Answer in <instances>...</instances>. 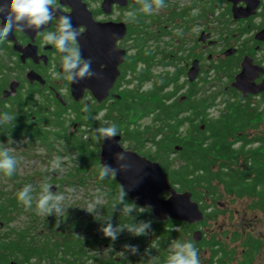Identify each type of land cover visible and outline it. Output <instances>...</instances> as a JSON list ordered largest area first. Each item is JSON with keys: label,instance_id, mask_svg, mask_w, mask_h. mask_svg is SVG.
<instances>
[{"label": "flooded vegetation", "instance_id": "af4514ba", "mask_svg": "<svg viewBox=\"0 0 264 264\" xmlns=\"http://www.w3.org/2000/svg\"><path fill=\"white\" fill-rule=\"evenodd\" d=\"M164 3L165 7L159 11L151 15L138 12L135 21L126 22L125 13L140 7L136 0H57L60 7L57 16L59 14L70 15L73 27L82 28V34L88 31L89 24H92V22L100 25H110L116 30L113 37L116 38L117 48L125 52V62L120 66V77L111 90L110 97L106 100L107 106L113 100H121L120 93L123 95L124 92L123 84L125 90L130 88L131 85L128 86L126 81L133 77V72L137 68L135 65L139 60L153 62V65L150 66V71L153 72V80L157 77L162 78V76L156 75L157 71L155 69L158 66L163 67L166 64L175 71L178 70L179 77L183 79L185 86L178 87L174 83H168L166 89H170L169 91L174 95L170 103L176 101L174 100L175 96L183 93L179 92L180 88L181 91L187 88L184 92L190 89L191 91L188 96L179 97L177 99L178 103L186 102L189 97L199 98L200 89L197 88L199 81L206 78V76L203 77L204 75H209L208 72H205L204 60H207L206 63L209 64L212 73L217 71L219 75L225 76L224 78L230 82L223 90H220V95L228 97L230 94L234 95L235 90L244 98L250 97V102L254 98L264 99V92L257 95L248 94L245 97L241 91L232 86L237 75L241 73L243 62L247 58L252 60V69H256V71L252 70L251 76L255 79L251 80L250 83L256 87L264 83V0H164ZM54 24L55 20L49 22L42 31L53 30ZM13 36L14 41L6 39L3 43H0V115L9 113L15 117L11 123L0 127V146L24 140H30L32 143L39 142L42 106L46 107L49 113L53 112L49 108L59 112H67L63 114L67 130L65 140L69 138L68 136H77L78 133L87 131L86 129L90 131L95 129L96 122L94 123V119L96 117L92 120L93 125L84 124L82 120L76 121L72 125V120L67 118L73 113L71 107L76 102L71 95V83L66 80H54L49 75V70L54 63L57 64V69H59V53L51 45L41 46L42 37L39 33L35 35L34 39L23 31H13ZM79 42L78 40L77 46L80 48ZM28 45L33 47L31 51L29 50L30 52L26 53L17 51L15 48L17 46L25 51ZM195 61L199 63L200 73L194 82H190L188 74ZM129 64V74L124 81H121ZM143 67L145 69L149 68L146 63H139L138 68ZM33 72L40 79L35 78ZM170 78L173 79V77ZM176 87L177 91H175ZM64 91L66 94H64ZM166 92L164 91V93ZM89 95L92 96V93L87 90L83 100L76 103H83ZM117 96H120V99ZM91 101L92 103H98L93 96ZM224 107L225 110L223 111L225 112L227 107L225 105ZM192 114L193 108L182 109L180 114V119L185 120L184 124L187 126V130L191 128L192 123L199 122V119L192 121ZM150 117L154 119L153 115H150L145 116L142 121ZM209 117L211 116L209 115ZM89 134L85 133L83 138ZM119 134L123 139V133ZM118 187L120 188L119 184ZM162 197L167 198L168 195ZM203 213L205 220V214L211 212L207 210ZM204 220L195 224L176 220L165 222L176 221L181 223L182 226L172 228L175 231H183L185 228H189L190 233L193 232L192 240L197 244V246H194L197 249L203 247L204 251L210 252L209 259L200 262V264H244L249 250L247 240L243 241L245 248L242 249L241 255L240 253L236 254L235 251L224 254L223 245L217 242V239L212 241L210 239L212 236H210L205 242V237H202L203 233L199 229L204 225ZM0 225L2 226L3 223L0 222ZM197 232L202 233L199 234V241L194 239ZM126 237H129V234ZM139 238L141 237H134L133 240L129 239L130 242L127 241L125 245L138 246V255L142 259L137 258L136 255L131 256L125 250H123L125 255L114 257L116 249H119L117 246L114 253H111L109 258L104 259V257L91 255L93 251H89L95 245L92 244L85 247L87 253L81 257L78 264H89L92 260L96 264H157V262L165 264L168 246H165L166 249L161 248L155 252L152 250V253L149 246L151 243H147L145 238L143 242L142 240L140 242ZM124 239L125 237L119 240ZM184 239L183 242H185ZM190 241L189 239L188 242ZM203 243H206L205 246L202 245ZM109 244L106 242L104 246L108 247ZM158 246L161 247L159 243ZM205 247L208 248L205 249ZM146 249L149 250L148 255H145ZM226 259H229V261L227 262ZM12 263L23 264L19 262L18 257L10 258L7 251L0 248V264Z\"/></svg>", "mask_w": 264, "mask_h": 264}, {"label": "trees", "instance_id": "16d2710c", "mask_svg": "<svg viewBox=\"0 0 264 264\" xmlns=\"http://www.w3.org/2000/svg\"><path fill=\"white\" fill-rule=\"evenodd\" d=\"M139 63H146L149 68L139 69ZM130 64L125 69V76L121 81H124L129 74ZM152 65L151 61L139 60L135 65L137 68L133 72V77L126 81L127 85H133V88H127L123 95L120 94L121 100H113L110 103L111 106H107V101L102 104L92 103L89 106L82 105V102H74L71 108L77 120H82V123L87 125H93L92 120L105 111L107 115L105 119L118 126L119 133H123L127 141L136 145L137 149L135 150L143 149L149 142L156 149V153L151 156L138 151L141 155L155 161L161 154L168 157L177 154L179 159L177 166L172 168L161 166L172 185L179 192H190L196 202H200L204 199L203 197L207 196L211 201L210 205H214L221 196L219 191V187H221L227 194L234 195L235 198L254 199L252 208L264 212V133L255 137H250L246 133L249 128L258 129L260 127L264 116V109H262L264 100L251 103L250 97L244 98L234 90V95L222 96V103L227 107V110L223 111L218 118H211L208 111L215 105L218 94L198 99L189 97L186 102L178 103L176 100L170 103L174 95L170 91L164 93L158 80L164 84L168 80L169 84L174 83L176 86L177 82L168 76L157 77L153 80V72L150 71ZM147 83H151L152 86L146 91H141ZM175 89L177 90V87ZM85 108L88 111H84ZM190 108H193L192 121L199 119V122L192 123L191 128L183 134L182 128L185 126V120L180 119V114L182 109ZM64 113L67 112L54 113L53 111L49 113L46 111V107L42 106L39 126L41 143L50 147L52 145L51 138L54 140L66 138ZM150 115L154 117V124L143 127L139 122L145 116ZM85 133H90V130L77 136H68L69 138L66 139L68 146L78 150L82 159L87 163L98 164L99 160L95 156L96 150H91L89 148L91 143L86 142L83 138ZM176 146L181 147V150L175 151ZM240 158H244L243 165L239 164ZM214 165L218 168H214ZM104 183L113 192L110 194L104 217L107 218L111 215V218H117L115 225L132 223L133 217L135 221L151 220V233L160 241L159 245L162 246V249L164 246H168L170 249L169 246L173 240L183 242L182 238L190 234L189 228H185L183 231L172 230L173 227L182 226L176 221L160 222L155 217L149 218L142 214L133 213V216L125 217L118 211L112 213L111 206L119 187L111 176L106 178ZM131 202L126 197L125 203ZM20 207L22 205L18 203L17 198L9 199L7 205L0 202V216L3 218L6 215L11 216L12 212L23 209ZM208 207L201 205V209L206 212ZM217 212L218 210L215 208L213 212L206 213L204 222L217 219ZM167 227L169 228L167 229ZM57 228L56 225L52 227L51 233H56ZM128 234L125 231L119 237ZM28 235L30 233H18V243L5 242L0 239V248L5 249L10 258L18 257L19 262L23 264H46V261L47 264H78L81 257L87 253L85 247L96 244V241L74 232L62 244H59V240L56 238L50 237L30 245ZM106 240L105 242H110V239ZM190 240L197 246L192 239ZM205 244L202 245L205 246ZM248 245L247 261L244 264H252V259L260 250L255 239H249ZM157 264L160 263L157 262Z\"/></svg>", "mask_w": 264, "mask_h": 264}, {"label": "rangeland", "instance_id": "374dc122", "mask_svg": "<svg viewBox=\"0 0 264 264\" xmlns=\"http://www.w3.org/2000/svg\"><path fill=\"white\" fill-rule=\"evenodd\" d=\"M206 61L207 60H204L205 72H208L209 75H202L203 77L206 76V78H202L199 81V85L197 88L200 89L199 97H207L210 95L218 94L215 105L208 111V114L212 118H218V116L222 114L223 110H225L224 104L222 103V96L225 97V95H220L219 92L220 90H223L225 86L229 85L230 82L224 78L225 76L219 75L217 71L212 73L209 68V64H207ZM155 70L157 71V76H162L163 78L167 76L168 78L173 77V80L177 82L178 87L184 85L183 79L179 77L180 75L178 73V70L175 71L173 68L169 67L166 64H164L163 67L158 66ZM208 77H210V79H208ZM159 81V85L163 87L162 89L165 92L170 90L166 89L169 83L168 80L165 82V84L161 82V80H158V82ZM151 86V83H147L142 87L141 91L147 90ZM122 87L123 91H125L124 84L122 85ZM130 88H133V85H131ZM186 89L187 88H185L184 91ZM175 91L177 90L175 89ZM184 91H181L180 88L179 92L183 93L175 96L174 100H177L183 95L188 96L191 89L186 92ZM64 94H66L65 91ZM66 98L71 99L69 97ZM91 99L92 96L89 95L85 99V101H83L82 105H91ZM260 100L264 99L254 98L251 100V103H257ZM52 109L53 108H49L50 111L55 110ZM262 109H264V104L262 105ZM56 112L58 111L55 110L54 113ZM106 116V112L104 111L94 119V123L96 122L95 128L106 126L105 121H107L109 124L112 123L110 120L105 119ZM111 116H113L112 113ZM67 118L72 120V122L79 121L73 113L67 116ZM141 123L143 127H145L153 125L154 121L150 117L144 119L143 121H141ZM186 131L187 126L182 128L183 134ZM246 133L250 137H255L259 134L262 135L264 133V116L262 118V121L260 122V127L258 129L249 128ZM78 134H81V132ZM86 136L88 137V139H85ZM86 136H84V140L88 143H91L89 148L93 151L96 150L95 156L97 160H99L98 164L94 162L87 163V161L82 159V156L79 154L78 150L76 151L75 149H72L68 146V141L65 139L54 140L53 138H51L52 145L50 147L46 146L40 141L37 143H32L30 140L18 141L17 143H6L4 145H1L4 148H8L10 150V154L15 156L18 162L16 171L11 177H5L0 174V202H3L7 205L8 200L15 199V194L26 184L33 185V195H35L40 191L41 183L46 181L52 184L53 187L51 190H54V193L63 194L65 196L64 204L69 208L67 209V212L63 213V215H52L45 217L36 214L35 201L33 202V207L31 209H28L26 207L24 208V206L18 202L20 205H22L23 209L12 212L11 216L6 215V217L4 218L0 216V222L3 223L2 226L0 225V239L5 240V242L7 241L18 243V233L25 232L30 233V235L27 236L30 245H33V242H38L50 237L56 238L57 240H59V244H62L65 240L70 238L71 233L77 232L79 235H83L84 237L92 239V241H96L97 244H95L94 247L89 251H93L91 255L94 254L98 257H104V259L109 258L111 253H114V249L116 248V246L119 249H116V254L114 257L122 255L123 250H125L124 246L126 242H130L129 239L133 240L134 237H132L130 234L129 237L123 235L114 242L111 240L110 242H107L110 243L108 247L104 246V243H106L105 241H107L106 239L108 238H104L99 229L102 226V221L106 219L104 217V212L106 211L107 205L109 203L110 194H113V192L109 190V188L104 183L105 179H99L98 175V170L101 166L100 152L102 142H94L90 138V134ZM122 146L126 150H133L136 152L140 151L141 154L145 153L147 156H151L156 153V149L154 146H152L151 143H146L145 147L141 150H135L137 149L136 145L130 141H127L125 136L122 139ZM238 146L239 144L237 145V147ZM56 157L61 158L62 171L53 173L50 172L48 168L50 162ZM154 162H157L162 166H168L169 168H172L173 166H177L179 164V159L177 154H172L169 157L161 154ZM172 162L174 165L172 164ZM239 164H244V158H240ZM214 168L217 169L218 166L214 165ZM219 189L221 196L216 201V203L212 205V207H210L211 201L209 200V198H207V196L203 197L204 199H202L200 202H197L200 205L209 206V212H213L215 208L218 210L217 219L207 220L206 222H204V225L200 227L199 230L203 233L202 237H205V242L210 238V236H212L210 238L212 241L217 239V242H220L223 245L222 248L223 250H225L223 252L224 254L229 253L230 251H235L236 254L240 253V255L242 253V249L245 248L243 246V241L247 240L249 244V239H255V243L259 246L260 250L252 259V264H264V212L258 210L257 208H252L254 199L248 197L238 199L235 198L234 195L227 194L223 190V188L219 187ZM97 192L104 196V201L101 209L102 215L97 218L100 221L95 220L92 215L88 214L82 209L86 207L87 203L91 199L94 198V194H97ZM127 199L130 200L128 196ZM142 215L145 217H154L152 210H150L149 212H145ZM8 218L12 220L9 221ZM111 222L115 226L117 218H111ZM57 224H59V227L57 228L56 233H51V228L55 225L57 226ZM151 232L152 231H150V233L146 236H141L142 239L139 238V241H144L145 238L147 243H151L149 244L150 248L153 244H155L156 247L154 249H150L151 252L152 250L153 252H155L161 249L162 246H158V243L160 241L156 239ZM60 235L62 236L60 237ZM124 236V240H119L124 238ZM182 239H184L185 242H188L189 239H193V232H191L187 236H184ZM247 247L249 248V245H247ZM164 248L166 249L167 247L164 246ZM206 248L208 247H205V249ZM198 252L201 263L209 259L208 256L210 255V252L207 250L204 251L203 247H200V249H198ZM136 257L142 259V257L138 254L136 255ZM226 261L228 262L229 259H226ZM245 261H247V258H245ZM45 263L47 264V261ZM89 264L96 263L92 260Z\"/></svg>", "mask_w": 264, "mask_h": 264}, {"label": "clouds", "instance_id": "9594fccd", "mask_svg": "<svg viewBox=\"0 0 264 264\" xmlns=\"http://www.w3.org/2000/svg\"><path fill=\"white\" fill-rule=\"evenodd\" d=\"M140 5L138 9L125 13V21L132 22L137 19V13L153 14L165 7L164 0H136ZM60 7L57 0H5L0 2V43L7 39L8 35L13 31L32 30L38 32L42 37L41 46L51 45L57 53L59 69L54 63L49 70V75L54 80H66L70 83H79L83 79L91 77L101 78L99 73L92 70V59H84L81 55L80 48L77 46L78 37L82 34V28H75L72 25L70 15H59ZM53 30L41 31L49 22H53ZM84 111H88L87 108ZM15 119L9 113L0 115V127L11 123ZM106 126L98 127L90 131V138L100 143L106 139L111 140L119 134V128L115 123H108ZM85 139H88L86 136ZM127 152H119L115 154L117 166L113 167L109 164H103L99 169V179L104 180L111 176L116 178L119 172H127L130 165L127 160ZM17 158L10 154L8 148L0 146V174L5 177H11L16 171ZM48 170L56 173L62 171L61 158L56 157L50 162ZM52 184L43 182L40 185V191L33 195V185L26 184L15 195L19 203L28 209L33 207L35 201V212L40 216H58L63 215L69 208L64 204L65 196L56 194L52 189ZM128 195L125 187L121 184L119 192L112 204V213L119 212L122 216H133V213L144 214L149 212L151 205L138 206L135 201L125 203ZM104 201L102 194H94L86 207L82 208L88 214L92 215L95 220L102 215L101 209ZM119 206V207H118ZM151 220H139L124 225H113L111 215L102 221L99 231L104 238L116 241L123 232L129 233L132 237L146 236L151 231ZM59 227V224H57ZM153 244L151 248H155ZM125 251L131 255H137L139 248L136 245H125ZM149 254V250H145V255ZM125 255V252H122ZM151 258L155 259L153 256ZM165 264H200L198 249L191 242L173 241L170 246L169 254Z\"/></svg>", "mask_w": 264, "mask_h": 264}, {"label": "water", "instance_id": "95a60500", "mask_svg": "<svg viewBox=\"0 0 264 264\" xmlns=\"http://www.w3.org/2000/svg\"><path fill=\"white\" fill-rule=\"evenodd\" d=\"M0 2H5V0H0ZM113 28L110 25H100L92 22V24H89L88 31L78 37L82 57L92 59V70L99 73L101 78L91 77L83 79L79 83H71V95L76 102L83 100L87 90L92 93L99 104L110 97V92L115 87L121 74L120 66L125 62V52L117 48L116 38L113 37L116 30ZM40 30L42 31L44 28ZM23 32L32 39L38 33L32 30ZM7 39L10 41L15 40L13 32L8 35ZM32 47V45H28L25 51L17 46L15 48L17 51L26 53L30 52ZM251 63L250 58L243 62V69L232 84L245 97L248 94L257 95L264 92V83L257 87L250 83L251 80L255 79L251 76L252 70L256 71V69H252ZM199 73V63L195 61L188 74L189 81L194 82ZM32 74L35 78L40 79L36 76V73L33 72ZM117 98L120 99V96H117ZM121 139L122 137L117 135L111 140L102 141L100 163L101 165L109 164L116 167L115 154L123 151L127 152V162L132 167L127 172H119L115 180L119 185L122 184L125 187L129 199L135 201L139 206L151 205L153 216L161 222L168 220L189 224L202 222L204 213L200 205L193 200L192 194L190 192H179L172 185L168 175L159 163L142 156L138 152L124 149ZM180 150L181 147H175V151ZM163 195H168V197L163 198ZM199 234L202 233L197 232L194 236L196 241L200 240Z\"/></svg>", "mask_w": 264, "mask_h": 264}]
</instances>
